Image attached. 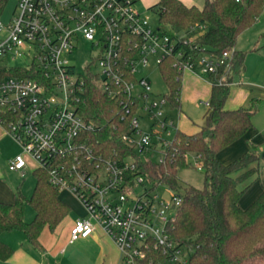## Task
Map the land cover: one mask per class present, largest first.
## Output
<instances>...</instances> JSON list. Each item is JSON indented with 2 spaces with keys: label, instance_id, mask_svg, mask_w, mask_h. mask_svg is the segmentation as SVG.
I'll return each instance as SVG.
<instances>
[{
  "label": "built area",
  "instance_id": "2783aa9c",
  "mask_svg": "<svg viewBox=\"0 0 264 264\" xmlns=\"http://www.w3.org/2000/svg\"><path fill=\"white\" fill-rule=\"evenodd\" d=\"M136 3L19 0L17 15L8 24L0 21V126L24 152L9 160L10 171L23 172L27 154L37 168L48 171L55 187L70 192L85 207L88 218L76 221L71 242L90 237L100 226L119 248L122 264H187L188 256L168 232L181 197L174 194L166 203L145 188L144 195L126 206L135 188L149 182L141 175L131 179L137 171L132 156L112 158L96 149L92 135L98 127L82 114L87 81L95 78L103 92L117 100V127H124L121 140L144 155L154 147L153 135L162 149L170 140L145 133L140 127L142 111L153 122L151 129L159 125L170 136L179 128L162 109L170 107L166 96L152 101L151 85L137 78L138 68L148 66L153 56L159 66L173 56L179 72H191L211 85L210 76L225 82L230 53L216 57L202 49L194 56L195 50H186L192 38H172L153 29ZM83 42L93 56L80 73L70 56ZM200 104L210 107L209 101ZM164 159L161 152L158 162ZM201 167L198 163L197 169ZM167 211L172 214L166 216Z\"/></svg>",
  "mask_w": 264,
  "mask_h": 264
},
{
  "label": "trees",
  "instance_id": "16d2710c",
  "mask_svg": "<svg viewBox=\"0 0 264 264\" xmlns=\"http://www.w3.org/2000/svg\"><path fill=\"white\" fill-rule=\"evenodd\" d=\"M7 2L0 0V13ZM150 9L158 14L159 29L163 33L172 38L185 34L188 40L193 39L186 50H195L194 56L202 49L216 57L228 51L230 72L223 83L210 76L214 83L210 107L204 114L205 124L194 133L175 131L169 146L159 149L160 155L164 152V162L144 160L122 142L124 127H117L118 102L90 77L82 114L98 127L92 142L107 157L132 156L137 171L131 179L144 176L154 187L166 184L181 197V204L169 221L168 232L177 246L188 252L187 264H264V191L246 209L239 204L244 193L240 185L257 172L252 165L259 161L258 146L252 144L230 163H222L217 158L219 152L254 127L257 102L234 110L225 105L232 87L230 83L246 69V52L237 48L238 39L264 13V0H205L202 8L187 6L181 0H158ZM159 67L168 89L165 96L170 108L181 113L184 74L178 71L173 56L164 59ZM150 151L157 152L156 142ZM189 155L197 157L202 164L204 187L188 185L180 194L178 171L190 166ZM244 168L248 169L245 173L234 176L235 171ZM34 178L36 183L29 199L19 189L13 202H0V235L22 231L35 248H41L39 237L43 230L48 228L54 232L71 209L60 198V190L50 182L47 170L35 169ZM27 204L34 211L30 222L25 219ZM12 254L13 249L0 240V260L7 261Z\"/></svg>",
  "mask_w": 264,
  "mask_h": 264
},
{
  "label": "crops",
  "instance_id": "0c3cea01",
  "mask_svg": "<svg viewBox=\"0 0 264 264\" xmlns=\"http://www.w3.org/2000/svg\"><path fill=\"white\" fill-rule=\"evenodd\" d=\"M181 1L187 6L199 8H202L204 4L199 6L193 0ZM237 48L246 52V69L239 76V81L237 80L238 82L232 85L225 107L229 110L240 107L248 108L252 102H257L258 108L253 117L254 127L244 137L219 152L217 158L222 163H230L247 152L252 144L258 146L259 161L252 165L257 168V172L240 185L244 193L239 204L242 209H246L264 191V23H260V26L252 30L245 42L239 40ZM185 74L187 83L195 82L198 86L203 82L208 85L211 93L209 83L191 72ZM210 93H208V98H210ZM182 117L185 118L183 112L178 113L180 120ZM199 127L201 126H195L192 131L186 130L185 132L194 133ZM4 130L5 128L0 126V140L9 138V133ZM247 170L246 168L239 169L235 171L234 176L237 177ZM3 178L4 176H0V202L11 203L17 192L14 193L12 185L6 183ZM68 193V198L63 199L61 196L60 198L68 204L71 210L81 206L85 212L73 216L70 211L54 232L45 228L39 237L41 248H35L22 231L2 233L0 240L13 249V254L7 261L0 260V264H122L119 248L100 226H96L90 237L70 241L72 227L77 220L88 218V212L73 194ZM33 218L34 214L32 216L25 214L26 221L30 222Z\"/></svg>",
  "mask_w": 264,
  "mask_h": 264
},
{
  "label": "rangeland",
  "instance_id": "374dc122",
  "mask_svg": "<svg viewBox=\"0 0 264 264\" xmlns=\"http://www.w3.org/2000/svg\"><path fill=\"white\" fill-rule=\"evenodd\" d=\"M194 3L201 6L204 3V0H193ZM18 2L19 0H8L5 4L2 12L0 13V21L4 24H8L14 16L18 13ZM156 0H139L136 3V6L140 8V11L144 13V15L149 19L150 26L153 29H157L160 27L159 16L158 14L151 10L150 8L155 5ZM142 8H145L144 10ZM142 9V10H141ZM260 23H264V13L261 15L260 19L249 29L244 31L239 39L240 42L247 40L248 36H250L252 30H255ZM255 28V29H254ZM241 44V43H240ZM238 45V44H237ZM93 56L91 47L88 43L83 42L80 45L79 50L72 56H70V60L72 63L76 64L77 72L83 73L86 69V66L90 62V58ZM155 56L150 58V63L148 66H140L138 68L137 78H145L151 85L152 93L155 95L151 100H159L164 95L168 93V89L164 79L162 77L160 67L156 63ZM18 63H22V61H18ZM186 71L184 72L183 76V92L181 95V104H182V112L185 116L178 118V111L171 110L168 105H165L162 109L169 114L175 121V124L178 128L183 131H192L195 129V126H203L205 124L204 114L208 110L204 105L200 103L209 101L208 98V85L201 82L198 86H196L195 82L186 81ZM239 81V76L234 78V82ZM210 96V95H209ZM142 118H140V127L145 131V133L155 132L158 135H162L168 140H172L175 135V130L171 132V135L168 136L166 133H163L159 127L156 125L153 129H151L152 121L149 119V115L147 112L142 111ZM3 131V129H1ZM5 131V130H4ZM154 142L157 143V152L149 151L148 153L141 155L142 159H151L154 162H158L160 160V150L161 147L159 146L160 139L157 136L153 135ZM24 155L22 147L9 135V138L0 140V176H4V181L13 187V192H18L20 189L22 193L29 199L32 195L35 187L36 180L34 178V171L37 168L36 164L31 161L30 157L25 154L28 160V166L21 172H12L8 168V160L15 158L17 155L22 154ZM188 163L190 164L189 167L180 169L178 171V178L179 182L182 185V188L179 190V193H184V188L188 185L196 187V188H203L204 187V173L201 170L197 169V165L199 162L198 158L194 155L188 156ZM9 185V186H10ZM146 189H151L153 194H156L160 199L165 200L166 203H171L174 192L171 188H169L166 184H159L158 186H153L151 183H146L144 186H137L135 191L132 195V199L130 200L126 206H132L134 202L140 196L144 195ZM60 196L63 199L69 197V193L66 190H60ZM162 209L161 206H158V210ZM83 207H76L71 210V215L77 216L84 213ZM26 216H32L34 211L32 207L27 204ZM172 214V211L166 212V216ZM160 227H163L162 223H159ZM186 256H188V252L184 250Z\"/></svg>",
  "mask_w": 264,
  "mask_h": 264
}]
</instances>
